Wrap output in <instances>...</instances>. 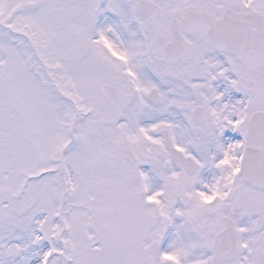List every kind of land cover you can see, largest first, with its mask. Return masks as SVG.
<instances>
[{
	"label": "snow or ice",
	"instance_id": "obj_1",
	"mask_svg": "<svg viewBox=\"0 0 264 264\" xmlns=\"http://www.w3.org/2000/svg\"><path fill=\"white\" fill-rule=\"evenodd\" d=\"M0 264H264V0H0Z\"/></svg>",
	"mask_w": 264,
	"mask_h": 264
}]
</instances>
